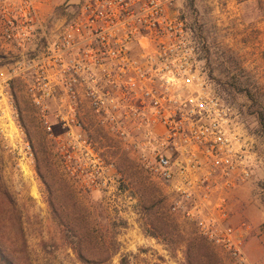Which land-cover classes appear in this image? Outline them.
<instances>
[{
	"label": "built area",
	"instance_id": "1",
	"mask_svg": "<svg viewBox=\"0 0 264 264\" xmlns=\"http://www.w3.org/2000/svg\"><path fill=\"white\" fill-rule=\"evenodd\" d=\"M178 2L80 0L48 37L36 0H0V143L18 167L33 162L14 83H27L48 133L47 101L65 93L74 113L82 93L101 130L160 187L167 213L192 226L217 256L247 264L250 225L235 220L231 195L255 167L252 138L203 72ZM53 117L67 135L80 129L61 111ZM68 161L73 179L103 178L114 167Z\"/></svg>",
	"mask_w": 264,
	"mask_h": 264
},
{
	"label": "rangeland",
	"instance_id": "2",
	"mask_svg": "<svg viewBox=\"0 0 264 264\" xmlns=\"http://www.w3.org/2000/svg\"><path fill=\"white\" fill-rule=\"evenodd\" d=\"M79 1L36 0L48 37ZM178 10L196 40L203 72L219 97L238 111L252 138L255 167L232 193L231 210L237 222L250 225L247 264H264V127L257 118L264 114V0H179ZM5 63L0 52V67ZM26 86L14 83V99L33 162L18 167L15 155L0 143V242L20 264H86L72 244L82 240L84 253L93 257L105 255L103 239L113 245L108 253L116 249L103 264H233L217 256L192 226L167 213L160 187L101 130L82 93L74 113L65 93L47 101L54 125L48 133ZM58 111L80 129L67 135L55 124ZM68 156L86 161L90 169L92 164L114 167L104 170L103 178L73 179Z\"/></svg>",
	"mask_w": 264,
	"mask_h": 264
},
{
	"label": "trees",
	"instance_id": "3",
	"mask_svg": "<svg viewBox=\"0 0 264 264\" xmlns=\"http://www.w3.org/2000/svg\"><path fill=\"white\" fill-rule=\"evenodd\" d=\"M264 14V11H263ZM257 118L259 119V122L261 123V125L264 127V114L262 113H257ZM100 247L103 248L105 255H101L99 253H96L93 257L87 256L84 252V242L81 240L77 243V245H75L74 243L72 244V249L74 251V253L77 256V259L81 262V263H86V264H103L107 261H109L111 259V257L113 256V254L115 253L116 249H114V252L112 251V253H108L109 250H113V245L108 244L106 239L99 243ZM114 244V243H112ZM94 245V243H93ZM97 245H94V248H96ZM0 264H20L14 257L13 254L8 251L6 249V247L4 245H2V243L0 242ZM21 264H27L25 263H21ZM29 264V263H28Z\"/></svg>",
	"mask_w": 264,
	"mask_h": 264
}]
</instances>
